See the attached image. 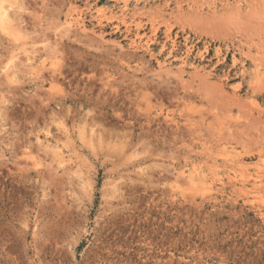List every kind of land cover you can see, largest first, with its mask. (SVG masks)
I'll return each instance as SVG.
<instances>
[{
	"label": "rangeland",
	"instance_id": "rangeland-1",
	"mask_svg": "<svg viewBox=\"0 0 264 264\" xmlns=\"http://www.w3.org/2000/svg\"><path fill=\"white\" fill-rule=\"evenodd\" d=\"M1 8L10 19L0 17V264H264V153L243 168L229 153L240 150L236 133L264 145V0ZM139 20L153 56L129 45ZM166 25L178 56L207 44L205 59L193 53L176 72L179 60L158 55ZM213 45L226 52L218 64ZM231 54L248 68L243 81ZM209 72L222 101L212 88L211 103L180 99ZM239 82L241 98L247 82L261 84L257 106L227 99Z\"/></svg>",
	"mask_w": 264,
	"mask_h": 264
},
{
	"label": "bare ground",
	"instance_id": "bare-ground-1",
	"mask_svg": "<svg viewBox=\"0 0 264 264\" xmlns=\"http://www.w3.org/2000/svg\"><path fill=\"white\" fill-rule=\"evenodd\" d=\"M9 7V6H8ZM3 9H4V7H2ZM2 8L0 9V13H1V16L0 17H4L2 14H4L3 12L6 10H2ZM7 11V10H6ZM101 12V11H100ZM111 14H113V13H111ZM123 15V14H122ZM8 16V15H7ZM102 16V15H101ZM9 17V16H8ZM5 18V21H8L7 20V18L6 17H4ZM3 18V19H4ZM98 19H100V18H98ZM106 19V18H105ZM107 19H108V17H107ZM123 18H121V20H122ZM108 20H110V18L108 19ZM99 22H100V20H99ZM133 22H134V20H133ZM102 23V22H101ZM100 23V24H101ZM133 29H134V32H133V36L132 37H130L129 38V41H130V44L129 45H131L132 47L134 46V47H136V48H138V49H142V50H144L145 52H148V53H150L152 56H153V52H152V45L153 44H151V43H153V41H154V39H153V37H149V36H146V34H144V33H141L139 30L140 29H142L143 28V24H141V21L139 20V21H136L135 23H134V25H133ZM120 27L118 26V24H114V29H119ZM126 29H127V32L128 31H130V30H128V27H126ZM126 33V32H125ZM164 35H165V41L161 44V46H160V49H159V51H158V55H162V53L165 51V53H164V55L167 57V58H172L173 60L174 59H177V60H179V66H178V68L176 69V72H181L182 70H183V67L187 64V62H189V58H190V56L193 54V53H195V56H197L199 59H205V57L208 55V52H209V45H207V44H203L202 45V47H196L194 44H185V49H184V53L182 54V55H180V56H178L177 55V52H176V40L171 36V27L170 26H168V25H166V27H165V29H164ZM183 41L184 42H187V38H184L183 39ZM195 51V52H194ZM212 52H213V56H214V58H216L217 59V64H218V62L220 61V60H223L224 59V57H225V55H226V52H224V53H222V49H221V47L220 46H215V45H213L212 46ZM150 55V56H151ZM131 56H136V54H133V55H131ZM250 62L253 64V67L255 68V70L257 69V67L259 66V63H257V62H255V60L254 59H251L250 60ZM191 63V62H190ZM158 64H159V70H161V72L159 73V75H161V73H162V70H164V67L161 65V62H158ZM231 64H232V66H233V68L235 69L234 70V74H235V76H239V80L241 79L242 81L244 80V75L245 74H247V70H248V68L247 67H245V62H244V60H241L240 58H236V56L234 55V54H231ZM188 65V64H187ZM191 65V64H190ZM237 65H238V67H237ZM229 68V67H228ZM194 69H197V67H195L194 66ZM214 69H216L215 68V66H213L212 65V72H213V70ZM168 71V70H167ZM170 71V70H169ZM196 71V70H195ZM226 72L220 77L221 79H222V77L224 76H226V77H228V74H229V72H230V70H225ZM172 72V71H171ZM163 73H164V71H163ZM165 73H166V75H167V72H166V69H165ZM170 73V72H169ZM175 73V72H174ZM249 73V72H248ZM181 74H182V72H181ZM180 74V75H181ZM204 75V74H203ZM209 75H211L210 74V72L209 73H207L206 75H204L203 77H202V75H200L201 76V78L202 79H199L200 80V82H201V85H205L204 86V88L200 85V84H196V85H192V84H188L187 86H182V88H181V91H180V93H179V95H180V99H186V98H191V97H197V95L199 96V95H201L202 93H203V95L204 96H207V95H209L208 93H205L204 92V90H208L209 88H212V90L211 89H209V90H211L212 91V93H214L215 94V101H217L218 99H220L221 101L223 100V96H225L224 95V93L222 92V90L223 89H221V85H219V84H215V83H212V84H209V83H207L206 82V78L205 77H208ZM249 75V74H248ZM213 77V76H212ZM230 77V76H229ZM180 78V77H179ZM180 80V82L182 83V79L180 78L179 79ZM205 80V81H204ZM218 81H219V79H218ZM220 82V81H219ZM188 82H186V84H187ZM204 83V84H203ZM248 84H247V89H245V90H243L244 92V97H242L241 98V96H240V91H241V82H239L237 85H235V86H233L232 88H231V94H229V95H227L226 94V96H227V99H229L230 101H232V104L234 105V106H236L238 109H240V110H243L245 107H247V106H245L243 103L244 102H246V105H248L249 104V107H251L253 104L254 105H256L257 106V103H256V99L258 98V97H262L263 95H262V89H263V87L261 86V84L260 83H258V84H255V85H253V84H251V83H249V82H247ZM185 84V85H186ZM207 84V85H206ZM197 86V87H196ZM194 87L196 88V89H194ZM211 91H210V93H211ZM141 92V91H140ZM139 95L142 99H144V100H147V97H148V94L146 93V92H141V93H139V91L136 93V95ZM211 96H212V94H211ZM204 98V97H203ZM207 98H209L210 99V103H211V99H212V97H209V96H207ZM245 98V99H244ZM206 99V98H205ZM209 99L207 100L208 102H209ZM242 99H243V101H242ZM245 100V101H244ZM219 101V100H218ZM231 103V102H230ZM250 104H252V105H250ZM253 105V106H254ZM252 108V107H251ZM251 108H249V109H251ZM245 110H248V107L246 108V109H244V111ZM243 111V112H244ZM259 111H261V109H259ZM258 112V111H257ZM256 112V113H257ZM262 112H263V114H264V108L262 109ZM247 113H248V111H247ZM262 113L260 112V115H259V113H258V116L256 115V117H253V115H251V114H249V115H251V118L250 117H247V115H246V118H245V121H244V123L243 124H245V125H248L247 123L248 122H250L251 120H253V122L255 123L257 120H259V118H260V116H262L261 115ZM244 115H245V112H244ZM204 115L202 114V113H200V121L202 120V121H204V117H203ZM255 116V115H254ZM258 118V119H257ZM254 120H256V121H254ZM192 121H194L195 122V120H192V119H189V118H186L185 119V122H187V124H192V123H194V122H192ZM252 121H251V123H253ZM245 127V126H244ZM179 127H178V124H176V129H178ZM193 132V131H192ZM236 132H238V131H236ZM240 132V131H239ZM230 133V132H229ZM232 133H235V132H232ZM191 134V133H190ZM238 134H241L240 135V137L242 136V135H244V134H246L245 133V131H241V133H238ZM192 135H193V133H192ZM232 136H233V134H231ZM235 135H237V133L235 134ZM233 136V138L234 139H236L235 140V143H237L236 145L237 146H239L240 147V150H237L236 148L237 147H234V146H232V147H230L231 149L229 150V153H231L230 155L232 156V163H233V165L234 166H239V168H243L244 167V159L246 158V157H251V156H255V155H257V156H261L262 155V153H264V145H262V146H259V145H257L256 143H254L253 145H250L251 143H248V140H249V138L247 137L246 138V140H247V142H246V140L243 138V142H240V141H237V138H238V136ZM247 136V135H246ZM245 136V137H246ZM244 137V136H243ZM176 138H178V137H176V135L175 136H173V139L175 140ZM241 140V139H240ZM245 140V141H244ZM251 140H249V142H250ZM252 142V141H251ZM202 145V144H201ZM203 148H205V147H202L201 148V150L203 151ZM206 149V148H205ZM204 149V150H205ZM207 149L208 150H210L209 149V147H207ZM224 150V149H223ZM211 151V150H210ZM212 152V151H211ZM195 156H196V154H195ZM238 168V167H237ZM235 169V168H234ZM256 181V180H255Z\"/></svg>",
	"mask_w": 264,
	"mask_h": 264
}]
</instances>
